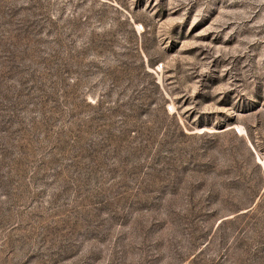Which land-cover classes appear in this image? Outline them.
<instances>
[{
	"label": "rangeland",
	"instance_id": "374dc122",
	"mask_svg": "<svg viewBox=\"0 0 264 264\" xmlns=\"http://www.w3.org/2000/svg\"><path fill=\"white\" fill-rule=\"evenodd\" d=\"M262 162L264 0H0V264H264Z\"/></svg>",
	"mask_w": 264,
	"mask_h": 264
},
{
	"label": "bare ground",
	"instance_id": "6f19581e",
	"mask_svg": "<svg viewBox=\"0 0 264 264\" xmlns=\"http://www.w3.org/2000/svg\"><path fill=\"white\" fill-rule=\"evenodd\" d=\"M239 130L243 131L244 129L242 127H239ZM250 146H251V143L249 142ZM258 158V157H257ZM259 159V158H258ZM260 160V159H259ZM263 165H264V162H262Z\"/></svg>",
	"mask_w": 264,
	"mask_h": 264
}]
</instances>
